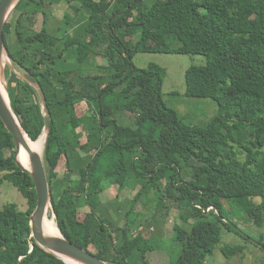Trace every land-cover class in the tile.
<instances>
[{"label":"trees","instance_id":"16d2710c","mask_svg":"<svg viewBox=\"0 0 264 264\" xmlns=\"http://www.w3.org/2000/svg\"><path fill=\"white\" fill-rule=\"evenodd\" d=\"M63 1L79 17L66 12L55 25L45 0H19L3 29L7 55L25 76L5 70L10 106L33 141L44 128L35 85L46 98L48 216H55L63 237L109 264H134L137 257L149 264L146 255L162 250L163 242L157 234L143 237L140 228L147 218L135 224L130 216L135 204L152 201L150 195L157 210L167 200L178 207L181 222L172 224L166 240L169 264H205L221 244L223 230L240 233L228 218L229 206L261 227L264 0ZM138 53L205 58V66L186 71L185 94L216 102L218 112L206 127L187 124L166 107L165 68L150 63L137 69ZM97 58L107 64L82 75ZM82 103L87 110L79 114ZM124 112L134 115L131 122L121 117ZM13 156L12 135L0 120V181L10 182L27 203L24 211L14 203L0 210V264H65L30 237L36 193ZM106 181L119 191L140 185L123 212V226L102 207ZM150 221L157 220L152 216ZM257 242L264 249V241ZM219 249L232 258L244 246Z\"/></svg>","mask_w":264,"mask_h":264},{"label":"rangeland","instance_id":"374dc122","mask_svg":"<svg viewBox=\"0 0 264 264\" xmlns=\"http://www.w3.org/2000/svg\"><path fill=\"white\" fill-rule=\"evenodd\" d=\"M45 3L47 4V9L51 15L50 22L55 25L60 23L63 19L64 13L66 12L71 18L75 19L77 16L79 17L80 13L76 15V13L67 7L63 0H45ZM41 22L42 17L39 15L36 19V25L34 27L36 30L40 29ZM136 36L134 38H137ZM7 59L8 63L4 66V70L9 68L12 72L24 78L25 76L23 72L18 69L10 58ZM133 62L137 69L145 68L150 63H154L165 68L166 76L161 90L162 100L166 107L174 109L178 116L187 124L204 128L216 116L218 108L215 101L210 98L189 97L185 94V73L190 67L205 66L206 60L203 56L138 53L135 55ZM106 64L107 61L105 59L97 58L96 63L93 61L89 62V66L84 67L81 73L82 75H86L87 73H96L97 68H95V65L100 66ZM3 81H5V85V77H3ZM35 87H37V85H35ZM86 110L87 107L84 103L77 106V112L79 114H83ZM121 117L124 120H127V122H131L134 115L124 112ZM82 141H85L84 136ZM41 155H43V152ZM59 170L58 174L61 177L63 175L62 164L59 165ZM2 175L3 174L0 173V180L2 179ZM71 178L73 181L78 179L76 175ZM102 186L103 192L100 194L102 207H106L109 210L111 217L114 220H117V224L123 226L126 222L123 212L126 213L130 209V201L138 191L140 185L135 183L134 186L126 187L121 191L118 190L117 185L108 184V181L104 182ZM150 199L152 201L154 200L151 195ZM56 200L59 202L60 197H56ZM152 201L149 200L146 206H143L141 203L135 204L130 220L134 219V223L138 224L140 221L147 218L149 220V222H147V226L140 228L143 231V237L149 238L150 235L157 234L163 242L162 244L164 247L162 250L149 252L146 255L148 263L169 264L170 252L167 247L166 240L172 235V224L174 222H181V219L178 217V207L173 201L167 200L165 201V206L160 207L157 210L154 203L155 201ZM254 201L259 202L258 199ZM10 203L16 204L18 209L21 211H24L27 208L26 200L21 196L17 189L14 188L8 181H0V210L5 205ZM49 209H51V204H49ZM228 211V218L235 223L237 226L236 229L239 230L240 233L223 230L221 244L216 247L211 256L206 258L205 264H264V249H262L257 242L259 239L264 241V222L261 227L254 225L251 221H249L244 211L240 209L238 210V207L229 206ZM152 216H154L157 221H150ZM80 217H82L81 214ZM245 237H248L251 241H248ZM223 244L243 245L244 251L242 254H237L232 258H226L219 249ZM134 264H141L138 257L135 259Z\"/></svg>","mask_w":264,"mask_h":264},{"label":"water","instance_id":"95a60500","mask_svg":"<svg viewBox=\"0 0 264 264\" xmlns=\"http://www.w3.org/2000/svg\"><path fill=\"white\" fill-rule=\"evenodd\" d=\"M19 0H1L0 1V73L2 77H5L4 66L2 65L3 54L7 55L5 48L3 29L10 13L16 6ZM5 92L8 99V104L10 106V100L6 88L4 85ZM38 98L42 109L44 110V128L43 132L45 137L47 136L49 130L48 121V107L46 103L45 95L41 87H35ZM0 120L4 125L8 133L12 135L14 143V156L13 161L22 171L28 173L31 177L34 190L36 193V204L35 208L29 216L30 225V237L33 238L35 243L41 247L44 251L53 254L65 264H109L106 261L100 259L96 255L78 247L77 245L71 243L60 233L59 236H45L43 232V220L47 213L50 204V191L49 184L47 181V174L45 169V164L43 162V155H39L31 150L27 145L25 139L22 136V132H25L20 125L18 118L16 117L13 110L7 106V102L3 99L0 94ZM26 133V132H25ZM27 152V159L29 162V168L23 165L20 155L23 151ZM52 217L55 216L52 214ZM60 232V231H59ZM33 246H31L32 250Z\"/></svg>","mask_w":264,"mask_h":264},{"label":"bare ground","instance_id":"6f19581e","mask_svg":"<svg viewBox=\"0 0 264 264\" xmlns=\"http://www.w3.org/2000/svg\"><path fill=\"white\" fill-rule=\"evenodd\" d=\"M7 63H8V59H7L6 54L4 53L3 58H2V65L5 66ZM4 82L5 81H3V77L1 76V73H0V94L3 97V99L7 102V106L10 108L8 104V99H7V95L5 92V88H4ZM21 132H22L23 138L25 139L27 145L31 148V150L41 155L43 152V147H44L45 133L43 135H40L37 140L33 141L26 135L25 132L22 131V129H21ZM27 157H28L27 152L24 150L20 155V159L23 165L29 168V162H28ZM49 210L50 209L48 208L47 213L44 216L43 225H42L43 232L45 236H53V235L59 236L60 232L57 228L54 217L52 218V216L51 217L48 216V213H50ZM75 264H79V263H75Z\"/></svg>","mask_w":264,"mask_h":264}]
</instances>
